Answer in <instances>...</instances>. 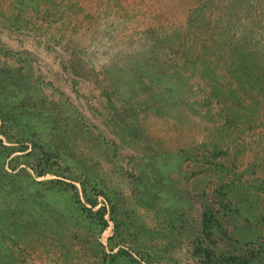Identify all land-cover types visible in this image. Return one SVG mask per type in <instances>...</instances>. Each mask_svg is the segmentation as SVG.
Returning a JSON list of instances; mask_svg holds the SVG:
<instances>
[{
	"label": "rangeland",
	"instance_id": "rangeland-1",
	"mask_svg": "<svg viewBox=\"0 0 264 264\" xmlns=\"http://www.w3.org/2000/svg\"><path fill=\"white\" fill-rule=\"evenodd\" d=\"M264 264V0H0V264Z\"/></svg>",
	"mask_w": 264,
	"mask_h": 264
},
{
	"label": "trees",
	"instance_id": "trees-1",
	"mask_svg": "<svg viewBox=\"0 0 264 264\" xmlns=\"http://www.w3.org/2000/svg\"><path fill=\"white\" fill-rule=\"evenodd\" d=\"M225 259L226 260L222 262L224 264H252V261H248L246 259H241L243 261L238 262L237 257H234V256H229V257H226ZM254 264H260V263H254Z\"/></svg>",
	"mask_w": 264,
	"mask_h": 264
}]
</instances>
